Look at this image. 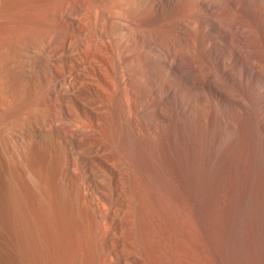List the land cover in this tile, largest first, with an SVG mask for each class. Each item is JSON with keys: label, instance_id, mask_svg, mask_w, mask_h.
Returning a JSON list of instances; mask_svg holds the SVG:
<instances>
[{"label": "bare ground", "instance_id": "1", "mask_svg": "<svg viewBox=\"0 0 264 264\" xmlns=\"http://www.w3.org/2000/svg\"><path fill=\"white\" fill-rule=\"evenodd\" d=\"M263 44L264 0H0V264L71 263L27 148L58 119L71 131L49 144L91 224L76 264H264Z\"/></svg>", "mask_w": 264, "mask_h": 264}, {"label": "rangeland", "instance_id": "2", "mask_svg": "<svg viewBox=\"0 0 264 264\" xmlns=\"http://www.w3.org/2000/svg\"><path fill=\"white\" fill-rule=\"evenodd\" d=\"M116 35L118 37L121 36L119 31H116ZM263 47L264 44L262 47L258 48L259 50L255 49L254 50L255 52L253 51L254 53L252 52L251 54L253 57L250 55L249 61L251 63V68L255 71L254 74H256L255 77L257 83V90L255 88L254 90L256 92L255 91L252 92L253 93L252 96L254 95L253 104L255 101L256 103L253 105V109L256 108L254 110L255 117L257 119L255 132L259 133L256 134V139H257L256 141L258 142L259 145L258 153L259 151L261 152L259 153V160H261L259 165L261 167L260 169L264 174V89H263L264 88V67H263L264 48ZM9 85H10L9 78L4 75H0V89L3 90V88L9 87ZM119 103L120 102H118L117 104L118 107L116 106L117 108L113 112V116H114L113 125L114 128H116L115 130L116 132H122L124 128V125H121L123 123L122 121L123 119L121 118L122 116H120L121 115L120 110L122 109V106H119L121 104ZM70 108L72 110L76 109L74 105H70ZM76 113H78L77 115V120L79 125L78 130L81 131L82 129L85 128L84 122L82 120L83 117L81 116L80 112H77V109H76ZM2 117H3V110L0 107V157L2 151L4 150L3 148L6 146L5 140H8L6 139L7 137L5 134L7 133L8 128H6L7 126L5 125V123H2L3 121ZM58 120L56 121L57 125L54 128H52V130L50 129V133H52L51 138L50 136H48L49 130L47 131V129L43 128L42 130L33 133V135L29 138L27 148L29 149L28 153L30 157L33 160H35L36 164L43 172H46V174H48L49 180L52 182V186L56 194V201L54 206L56 208L58 215L60 216L62 231L68 243L69 246L68 248H70L68 252L69 253L68 256H70L69 257V260L71 262L70 264H76L77 261L82 262L89 253L91 247V241L89 238L91 235L90 234L91 224L86 214L85 206L78 204L76 199L77 194L74 192L73 190L74 188L68 182L67 173L63 164L64 161L63 151H61L60 153L55 152L51 147V145L49 144V141L51 140L53 142L56 139L65 140L64 133L71 131V128H69V126H66L67 124L65 123V121L61 119L59 120L61 122H59ZM126 138L128 140H133V142H135L134 140L140 139L137 135H133V133L126 134ZM93 140L94 139L92 138H88V139L84 138V141L82 142L81 145L82 150H84L85 152L89 151L91 147L94 145L93 143H95V141ZM263 213L264 211H262L260 215L261 219L264 217Z\"/></svg>", "mask_w": 264, "mask_h": 264}]
</instances>
